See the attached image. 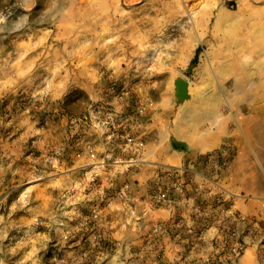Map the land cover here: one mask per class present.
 <instances>
[{
  "label": "rangeland",
  "instance_id": "1",
  "mask_svg": "<svg viewBox=\"0 0 264 264\" xmlns=\"http://www.w3.org/2000/svg\"><path fill=\"white\" fill-rule=\"evenodd\" d=\"M176 122L212 143L184 161L148 152L160 131L188 149ZM257 174L264 0H0V264L119 263L111 211L139 208L126 184L219 226L199 253L207 228L190 224L181 264H264Z\"/></svg>",
  "mask_w": 264,
  "mask_h": 264
},
{
  "label": "crops",
  "instance_id": "2",
  "mask_svg": "<svg viewBox=\"0 0 264 264\" xmlns=\"http://www.w3.org/2000/svg\"><path fill=\"white\" fill-rule=\"evenodd\" d=\"M175 126L177 130H181V126H179L178 122L175 123ZM180 133L184 135L174 134L175 139L180 140V142L184 141L188 149L185 147L173 149L169 145L168 133L166 131H160L157 133L156 137L148 143V152L165 149L167 150L165 154L166 159L172 160L180 157L182 161H184L189 157H197L199 151L207 149V146L212 143L210 139H203L200 142L194 143L192 142L193 139L190 131L183 133L180 131ZM221 134L222 135L216 136L218 138L216 140L217 144L219 138L226 139L227 137V132ZM244 146L245 145L242 144L239 150H244ZM237 174L238 176L235 184L238 186L241 180L239 179V171ZM164 176L163 178H171L169 173H166ZM261 180H264V176L257 174L256 183L253 182L250 187L254 192L263 189ZM130 193L134 194L135 200L139 203V208L136 207L133 210L131 208H125V210L111 211V222L117 226L111 229V236L109 239L112 245L109 246L108 253L112 252L111 249H116L118 255H122L121 259H119L120 262H117V264H181L184 261V253L187 255L190 253L188 251L190 250V238H193L188 230L190 224H193L192 226L197 228H207V232L198 249L199 253L204 252L206 249V251L212 249L214 237L220 230L219 226L212 224L210 217L204 218L203 220L200 219L193 210H176L165 203H161L157 206L150 205L149 202H146V198L140 195L142 194L141 191H135L134 193L130 191ZM238 204L240 208H243V201H237V205ZM178 218L183 220L181 227H177L174 223ZM123 221L131 222V224H128V222L123 223ZM157 222L163 224V228L164 230L166 229L165 232H167V235L152 231L153 224ZM122 230L124 231L122 232ZM125 231H127V234H124ZM131 231L137 232L130 239L132 235L129 237L128 234L131 233ZM123 255H129L130 257L124 259L125 256Z\"/></svg>",
  "mask_w": 264,
  "mask_h": 264
},
{
  "label": "bare ground",
  "instance_id": "3",
  "mask_svg": "<svg viewBox=\"0 0 264 264\" xmlns=\"http://www.w3.org/2000/svg\"><path fill=\"white\" fill-rule=\"evenodd\" d=\"M212 12L211 10H209L208 13ZM229 15H231V12L229 11V9H226V7H221L219 14H218V22H222V20L226 19ZM191 107H187L186 110H190Z\"/></svg>",
  "mask_w": 264,
  "mask_h": 264
},
{
  "label": "built area",
  "instance_id": "4",
  "mask_svg": "<svg viewBox=\"0 0 264 264\" xmlns=\"http://www.w3.org/2000/svg\"><path fill=\"white\" fill-rule=\"evenodd\" d=\"M130 184H126V186L119 192L120 196L126 200H129L132 198V195L130 194Z\"/></svg>",
  "mask_w": 264,
  "mask_h": 264
},
{
  "label": "water",
  "instance_id": "5",
  "mask_svg": "<svg viewBox=\"0 0 264 264\" xmlns=\"http://www.w3.org/2000/svg\"><path fill=\"white\" fill-rule=\"evenodd\" d=\"M177 89L180 94H185L188 90L187 83L182 80H178Z\"/></svg>",
  "mask_w": 264,
  "mask_h": 264
}]
</instances>
